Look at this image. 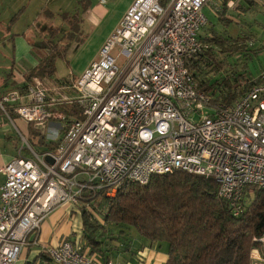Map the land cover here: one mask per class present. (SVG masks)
<instances>
[{
	"label": "built area",
	"instance_id": "built-area-1",
	"mask_svg": "<svg viewBox=\"0 0 264 264\" xmlns=\"http://www.w3.org/2000/svg\"><path fill=\"white\" fill-rule=\"evenodd\" d=\"M209 2L135 0L77 82L33 76L0 94V127L14 124L13 112L37 130L53 123L63 134L42 152L21 135L18 155L0 167V264H15L39 241L55 208L86 194L114 196L155 174L213 178L236 216L247 188H264V80L232 103L213 102L189 68L210 48L200 39ZM67 106L79 111L69 123ZM46 251L54 264H98L73 238Z\"/></svg>",
	"mask_w": 264,
	"mask_h": 264
},
{
	"label": "trees",
	"instance_id": "trees-1",
	"mask_svg": "<svg viewBox=\"0 0 264 264\" xmlns=\"http://www.w3.org/2000/svg\"><path fill=\"white\" fill-rule=\"evenodd\" d=\"M255 1L248 0V7L243 11L259 8L264 13V0L261 5ZM226 6L227 0L219 21L228 24L234 18L225 15ZM215 27L211 23L208 32L200 33V39L210 48L201 57L192 59L189 68L199 86L215 97L213 102L232 103L251 84L263 81L264 76L242 77L245 74L237 71L231 74L235 81L230 79L229 73L219 79L205 76V69L215 70L222 64L220 59L249 51L250 47V35L233 38ZM40 47L48 52L26 73L27 80L33 76L52 77L56 73V59L63 56L61 47L52 40L41 41ZM263 47L264 42L254 54H259ZM244 67L248 72L247 66ZM62 110L66 112L68 123L71 117H79L76 106ZM56 145L57 142L49 148L55 149ZM99 200V206H103L100 209L103 223L90 208L94 203L97 209ZM243 202L244 208L236 216L230 203L220 196L218 183L213 178L182 170L155 174L144 185L128 182L114 196L86 194L79 204L83 224L78 241L83 243L85 252L106 262L111 254L130 248L132 238L137 235L135 228L140 237L151 243H167L166 264H255L254 250L264 259V188H247Z\"/></svg>",
	"mask_w": 264,
	"mask_h": 264
},
{
	"label": "rangeland",
	"instance_id": "rangeland-1",
	"mask_svg": "<svg viewBox=\"0 0 264 264\" xmlns=\"http://www.w3.org/2000/svg\"><path fill=\"white\" fill-rule=\"evenodd\" d=\"M130 1L108 0L106 5H101L99 0H0V78L5 79L12 72H23L28 66L27 58L30 54H28L26 40L31 46H35L34 50L38 54H34L38 60L48 52L40 47L41 41L52 40L63 51V56L56 59L57 76L72 75L77 82L90 64L99 58L102 46L120 25ZM205 11L208 19H214L212 23L217 31H222L233 38L239 35L251 37L249 51L228 54L227 57L220 59L222 64L216 66L215 70L205 69V76L219 79L223 78L225 73H229L230 79L235 81L231 75L233 71L244 73L242 77L258 76L264 73V47L259 54H254L255 49L262 46L264 42V13L260 12L259 8L253 12L249 10L241 16H235L233 21L226 24L215 19L209 7H206ZM209 25L211 24L205 26L200 33L208 32ZM113 54L114 56L118 54V47ZM249 54L253 57L251 58ZM126 61L123 56L120 57L121 70ZM244 65L247 66L248 72ZM15 131L10 132L13 137L16 135ZM30 132L31 138H35L37 144L44 138L47 140L52 138L50 129L43 133L41 130L30 127ZM5 144L9 149L14 148L10 141L9 144ZM1 146L4 148L3 140H1ZM99 202L100 200L96 203L97 209L94 203L90 208L98 221L103 223L100 214L103 206H99ZM118 230L115 229L116 232ZM133 230L139 237L141 236L135 228ZM163 244L167 245V243ZM253 252L261 258L253 257L255 264H264L262 254L257 250Z\"/></svg>",
	"mask_w": 264,
	"mask_h": 264
},
{
	"label": "crops",
	"instance_id": "crops-1",
	"mask_svg": "<svg viewBox=\"0 0 264 264\" xmlns=\"http://www.w3.org/2000/svg\"><path fill=\"white\" fill-rule=\"evenodd\" d=\"M135 0H131L130 5ZM226 0H211L210 4L204 7V13L206 14L205 8L209 7L214 15V18L219 20V15L224 7ZM262 0H256V3L261 5ZM108 3V1H107ZM106 3V4H107ZM248 0H227V6L224 13L226 12L227 17L241 16L245 14L243 9L248 7ZM101 4V3H100ZM101 4V5H106ZM4 5V4H3ZM128 6V8L130 7ZM127 8V10H128ZM126 10V11H127ZM250 12L253 10L250 9ZM247 13V12H246ZM207 17V16H206ZM212 20L207 18V24H211ZM117 28V27H116ZM115 31V30H114ZM113 31V32H114ZM112 32V33H113ZM110 34V36L112 35ZM9 34V33H7ZM109 36V37H110ZM108 37V38H109ZM106 39V41L108 40ZM105 41V42H106ZM28 46L29 58H27L28 66L25 67L23 72L10 73L7 78H0V94L11 90L13 88L22 87L25 83L26 73L31 71L37 66L39 60L36 58L34 47L31 46L30 42L26 40ZM38 54V53H36ZM27 68V69H26ZM30 69L29 71H27ZM26 71V72H25ZM24 73V74H22ZM258 76H264V73H260ZM252 76V77H258ZM54 78H63L57 76L55 73L52 77H44L46 80H53ZM65 78V77H64ZM51 96H57L55 92L50 94ZM18 122V123H17ZM53 122V121H51ZM13 123L4 121V124L0 127V139L4 142V148L1 146L0 140V167L7 165L14 157L19 153V149L22 146L21 135L34 146L35 149L42 152L46 149H50L49 146H53L54 143L63 135L62 132H57L55 124H49L47 129H50L51 139L44 138L37 144L35 138H31L30 127L31 124L20 118L17 114L13 116ZM23 129V130H22ZM46 129V130H47ZM15 131L16 135L13 137L10 132ZM45 130V131H46ZM44 131V132H45ZM43 132V131H42ZM43 132V133H44ZM28 136H27V135ZM9 141L13 143L14 148L9 149L7 144ZM38 147H35L37 146ZM25 154L28 152H24ZM5 180V176L0 173V186ZM82 216L78 205H61L55 208L49 216L44 220L41 229L39 231V241L25 248L15 264H54L49 257L46 248L57 245L59 242L73 238L79 240L82 234ZM114 244V243H113ZM118 245V243L116 242ZM129 249L119 250L114 255H110V259H113L114 264H166L167 263V246L165 244L155 242L151 243L138 235L132 238ZM108 260V261H109ZM98 264H107L108 261L102 262L97 259Z\"/></svg>",
	"mask_w": 264,
	"mask_h": 264
}]
</instances>
